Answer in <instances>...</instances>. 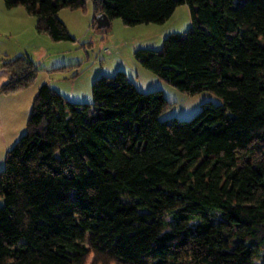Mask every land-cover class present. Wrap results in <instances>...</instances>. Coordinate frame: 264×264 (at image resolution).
Listing matches in <instances>:
<instances>
[{
	"label": "trees",
	"instance_id": "trees-1",
	"mask_svg": "<svg viewBox=\"0 0 264 264\" xmlns=\"http://www.w3.org/2000/svg\"><path fill=\"white\" fill-rule=\"evenodd\" d=\"M3 2L54 42L73 41L60 11L86 4ZM93 2L127 26L163 24L188 5L192 29L135 58L224 104L162 121L164 93L138 91L124 71L95 80L92 104L42 85L0 172V264H264V0ZM3 69L5 94L38 73L28 58Z\"/></svg>",
	"mask_w": 264,
	"mask_h": 264
},
{
	"label": "rangeland",
	"instance_id": "rangeland-1",
	"mask_svg": "<svg viewBox=\"0 0 264 264\" xmlns=\"http://www.w3.org/2000/svg\"><path fill=\"white\" fill-rule=\"evenodd\" d=\"M95 17L93 0H86L84 9H63L59 18L73 41L54 42L36 31L35 17L29 16L24 8L9 10L0 0V89L9 80L3 69L5 61L28 58L38 69L30 87L14 93H0V172L6 168L8 151L26 133L34 99L44 84L73 104H92L95 80L112 77L123 70L138 91L164 93L169 105L160 117L162 121H190L205 104H224L209 91L194 96L179 91L145 69L135 58L138 49L159 51L169 36L186 35L193 26L188 5L177 7L163 24L127 26L116 18L105 32L94 27ZM138 70L144 72L141 79L136 78ZM4 205L5 200L0 197V207ZM93 258L91 255L87 264H91ZM109 264L122 263L110 261Z\"/></svg>",
	"mask_w": 264,
	"mask_h": 264
},
{
	"label": "water",
	"instance_id": "water-1",
	"mask_svg": "<svg viewBox=\"0 0 264 264\" xmlns=\"http://www.w3.org/2000/svg\"><path fill=\"white\" fill-rule=\"evenodd\" d=\"M96 29L100 32H105L111 28V20L107 17L106 14H100L96 16Z\"/></svg>",
	"mask_w": 264,
	"mask_h": 264
},
{
	"label": "crops",
	"instance_id": "crops-1",
	"mask_svg": "<svg viewBox=\"0 0 264 264\" xmlns=\"http://www.w3.org/2000/svg\"><path fill=\"white\" fill-rule=\"evenodd\" d=\"M122 71H123V70H122ZM124 72L126 73V71H124ZM126 74H127V77H128V73H126ZM142 76H144V72L138 70V72H137V74H136V78H137V79H141ZM128 79H129V77H128ZM129 80H130L133 84H135L134 81H132L131 79H129Z\"/></svg>",
	"mask_w": 264,
	"mask_h": 264
}]
</instances>
